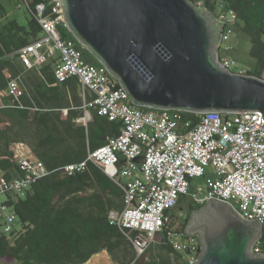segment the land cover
<instances>
[{
    "label": "built area",
    "instance_id": "1",
    "mask_svg": "<svg viewBox=\"0 0 264 264\" xmlns=\"http://www.w3.org/2000/svg\"><path fill=\"white\" fill-rule=\"evenodd\" d=\"M53 1L56 12L51 18L43 16V5L37 6L39 37L18 50V58L26 68L42 67L53 60L58 82H78L85 109H96L100 116L120 124L119 134L109 137L105 145L88 150L84 160L65 164L61 170L71 176L83 171L88 162L119 165L112 179L123 190V208L109 213V223L120 229L136 257L143 256L157 242V235L165 233L181 262L195 264L201 251L198 236L184 233L177 220L185 219L186 214L175 210L178 200L186 196L194 205L212 199L227 203L241 218L255 221L263 229L264 129L258 128L263 125L260 115L199 113L194 124L183 111L144 110L133 105L103 65L85 62L75 42L61 38L59 27L66 28L62 6ZM213 16L221 26L217 60L232 71L235 60L218 51L229 40L234 13L219 10ZM235 73L247 74V70ZM260 78L264 81V69ZM3 93L11 97L12 105L23 95V88L11 79ZM24 145L14 143L10 148L22 176L7 180L0 175V197H6L0 202V236L18 228L8 199L15 201L47 173L42 161L25 153ZM208 166L212 172L204 185L190 191V180L205 176ZM252 252L261 253L258 242Z\"/></svg>",
    "mask_w": 264,
    "mask_h": 264
},
{
    "label": "trees",
    "instance_id": "2",
    "mask_svg": "<svg viewBox=\"0 0 264 264\" xmlns=\"http://www.w3.org/2000/svg\"><path fill=\"white\" fill-rule=\"evenodd\" d=\"M9 1L24 8L25 23H19L16 18L8 20L9 12L0 1V94L7 83L16 78L13 66L19 60L18 50L39 37L37 6L43 5L45 18H51L56 12L53 0ZM189 1L194 5L200 2V8L213 15L219 10L234 13L235 23L241 24L242 32L250 39L249 55L255 60V67L253 70L248 69L247 74L261 77L264 69V0ZM59 33L62 39L75 42L76 49L85 62L98 63L67 28L60 26ZM6 73L10 76L7 77ZM51 77L47 82L66 84L71 93H77L76 79L58 82L53 71ZM7 98L8 101L0 108V172L8 180L22 176L14 163L10 148L19 141L28 105L24 89L23 95L12 105L11 97ZM74 103L79 105L80 100H75ZM69 114L74 115L72 111ZM90 115L85 126L70 124L69 118L66 126L63 125L64 145L66 139L68 141V156L48 157L45 153L38 154L32 148L35 157L43 162L47 173L36 179L24 195L15 201L8 199L7 204L13 207L17 216L18 228L8 236H0V264H85L93 255L102 251L107 252L115 264H183L181 255L168 243L165 233L157 235L156 243L161 254L149 259L144 255L137 258L132 245L120 229L109 223V213L123 208V190L112 179L117 174L119 165L101 166L88 162L83 171L71 176L65 175L61 170L65 164L84 160L88 150L105 145L109 137L119 134V123L108 121L96 109H90ZM183 116L191 119L194 124L198 119V115L194 113L183 112ZM60 130L56 126L40 127L44 139L50 131L54 138H61L57 137L60 135L57 131ZM184 198H180L178 203ZM188 204V213L181 223L183 230L190 213L203 206ZM258 246L260 252L264 253V229Z\"/></svg>",
    "mask_w": 264,
    "mask_h": 264
},
{
    "label": "water",
    "instance_id": "3",
    "mask_svg": "<svg viewBox=\"0 0 264 264\" xmlns=\"http://www.w3.org/2000/svg\"><path fill=\"white\" fill-rule=\"evenodd\" d=\"M75 40L141 108L199 113H258L264 81L217 60L221 26L189 0H58ZM263 229L212 199L192 211L184 233L198 236L195 264H264L252 248ZM177 264V263H174Z\"/></svg>",
    "mask_w": 264,
    "mask_h": 264
},
{
    "label": "crops",
    "instance_id": "4",
    "mask_svg": "<svg viewBox=\"0 0 264 264\" xmlns=\"http://www.w3.org/2000/svg\"><path fill=\"white\" fill-rule=\"evenodd\" d=\"M13 67L16 73V78L14 79L24 89V98L25 102H27L26 105H28L25 114L27 118L22 123L23 128L21 127L20 129L21 136L19 138V141L27 147L25 153L35 157L32 151V148H35L38 154L45 153L48 157L57 156L62 158L68 156V141L66 139L64 145L63 134L65 127L63 125L66 126L68 123L67 118H69L70 124L85 126L91 118L90 109L84 108L83 102L78 96V90L77 93L73 94L66 84H59L53 81L47 82V80L52 79L53 60L38 68H26L20 60H17ZM6 76L9 77V73H6ZM0 97V104L4 105L8 98L3 92ZM75 100L78 102L80 100V104H75ZM70 111L74 115H70ZM77 113L79 114L75 116ZM84 117H89V119ZM55 126L60 127L61 130L57 131L60 135L57 137L61 138H54L53 133L50 131L44 139L40 127ZM0 175H2L1 172ZM99 253L93 255L85 264H89Z\"/></svg>",
    "mask_w": 264,
    "mask_h": 264
},
{
    "label": "rangeland",
    "instance_id": "5",
    "mask_svg": "<svg viewBox=\"0 0 264 264\" xmlns=\"http://www.w3.org/2000/svg\"><path fill=\"white\" fill-rule=\"evenodd\" d=\"M2 4L5 6L6 10L9 12L8 20L16 18L19 23L24 24L25 20L23 17L24 8L17 7V4L11 2L9 0H0ZM19 2V1H18ZM200 4L198 3L196 6L200 8ZM6 20V19H5ZM4 20V21H5ZM231 35L227 42H224L220 45V49L218 51L221 56H228L229 58H233L236 62V66L232 68L233 72H237L241 69L245 70H253L255 67V60L250 57L249 50L251 48V42L249 37L244 34L241 30L240 23H234L231 27ZM1 98V97H0ZM2 104H0V107ZM21 136V131H20ZM17 143H22L18 141ZM24 144V143H23ZM24 150H27V147L24 145ZM212 172V168L208 166L205 169V176L203 177H194L190 180V191H193L197 186H203L204 180H206L207 176H210ZM5 196L0 197V202L5 200ZM189 200L186 196L182 199L175 207L176 211H181L184 215L188 213V204ZM183 218L177 220V222L182 223ZM264 229V227H263ZM161 254L158 249L157 243L154 244L153 248L149 249L143 257L146 259L151 258L154 255ZM163 254V253H162ZM97 256V257H96ZM94 259L89 264H115L107 254V252L102 251L98 255H96Z\"/></svg>",
    "mask_w": 264,
    "mask_h": 264
},
{
    "label": "flooded vegetation",
    "instance_id": "6",
    "mask_svg": "<svg viewBox=\"0 0 264 264\" xmlns=\"http://www.w3.org/2000/svg\"><path fill=\"white\" fill-rule=\"evenodd\" d=\"M189 205V204H188Z\"/></svg>",
    "mask_w": 264,
    "mask_h": 264
}]
</instances>
